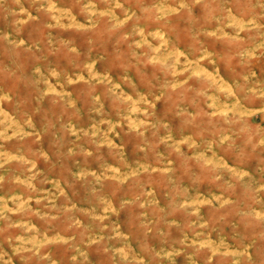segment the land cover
<instances>
[{"label": "rangeland", "instance_id": "obj_1", "mask_svg": "<svg viewBox=\"0 0 264 264\" xmlns=\"http://www.w3.org/2000/svg\"><path fill=\"white\" fill-rule=\"evenodd\" d=\"M0 264H264V0H0Z\"/></svg>", "mask_w": 264, "mask_h": 264}]
</instances>
